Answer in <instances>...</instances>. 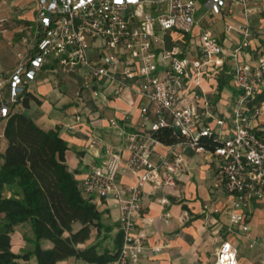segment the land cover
Returning a JSON list of instances; mask_svg holds the SVG:
<instances>
[{
  "label": "built area",
  "instance_id": "obj_1",
  "mask_svg": "<svg viewBox=\"0 0 264 264\" xmlns=\"http://www.w3.org/2000/svg\"><path fill=\"white\" fill-rule=\"evenodd\" d=\"M203 1L213 15L226 17V32L239 35L232 49L208 29L199 33L195 55L180 45L167 46V35L193 34L200 0H36L33 18L19 28L20 34L26 33L23 48L16 52V67L0 75V120L11 116L44 68L79 74L75 96L83 102H109L126 92L140 98V127L126 130L111 120L123 145L108 144L102 163L80 181L85 196L113 198L119 204L123 244L111 264H139L146 238L137 219L145 186L149 184L152 193L174 186L186 149L219 158L220 186L243 210L232 214L233 225L249 232L244 210L252 200L264 202V99L259 100L264 93V53L254 62L243 58L254 38V17L263 8L256 0ZM2 3L0 38L13 19L2 14ZM235 6L240 7L239 18ZM226 62L237 93L222 113L202 81L217 77ZM165 128L173 129L176 141L159 138ZM160 145L168 147L166 154L158 152ZM125 171L136 174L135 184L121 183ZM212 264L243 263L237 247L223 240Z\"/></svg>",
  "mask_w": 264,
  "mask_h": 264
},
{
  "label": "crops",
  "instance_id": "obj_2",
  "mask_svg": "<svg viewBox=\"0 0 264 264\" xmlns=\"http://www.w3.org/2000/svg\"><path fill=\"white\" fill-rule=\"evenodd\" d=\"M21 1L25 3V0ZM256 2L264 11V0ZM199 3L198 11L203 8L201 2ZM34 8L28 16L24 15L25 12L19 13L17 9L13 13L10 7L7 12L2 11L3 15L11 16L13 19L8 32L0 38L1 41L6 38L10 41L19 39L14 54L7 59L9 65L17 64L16 52L23 48L21 39L23 34H19V28L33 18ZM234 10V16L239 18L240 7L235 6ZM207 17L223 19L227 23L226 17L213 15L209 10ZM203 19L197 16V26L193 34H188L184 38L178 34L167 35V46L180 45L187 53L195 55L199 33L205 29L217 36L227 49H232L239 42V35L236 32L229 33L224 28L222 33L216 34L210 23L209 27L205 26ZM257 22L261 24V29L264 28L262 14L254 17L253 28L257 27L255 26ZM262 53L264 34H254L252 44L243 54V58L254 62ZM230 71L231 66L226 62L217 77L209 80L205 78L202 81L208 97L222 113L227 111L237 93ZM222 75L229 78V84L219 91V80ZM80 81L79 74L64 75L56 70L44 68L37 79L29 85L28 103L22 101L14 107V112L26 113L45 131L57 130L68 142L66 163L69 169L78 170L76 178L79 181L94 166L102 163L108 144L118 147L123 145L124 139L119 135L118 129L111 125V120H117L126 130L139 128L142 122L140 98L134 92H126L109 102H83L75 96ZM6 121L4 120L0 133H3L0 137L3 150L0 153L4 152L7 146L4 137ZM261 121L264 123V118ZM157 149L160 154H166L169 150L164 145L158 146ZM123 154L124 157L128 156L127 151ZM183 157L184 168L177 176L174 186H166L156 193L151 192L149 184L145 186L142 214L137 219V225L146 238L139 264H212L216 250L223 240H230L237 247L239 260L243 264H264V202L252 200L251 205L244 210L249 232L243 231L239 225H233L231 221L233 213L243 210L233 205V195L220 186L219 158L207 153H195L190 149L184 151ZM136 180V174L130 171H125L120 176V181L124 185H133ZM7 195L10 196L11 192H7ZM94 201L102 212L104 222L114 225L112 235H115L119 230L118 202L106 197H95ZM165 213H168V216H165ZM73 227L77 230L81 223L75 222ZM93 241L95 242L96 238L95 240L90 238L78 247L85 248L94 243ZM107 241L106 245L111 247L112 239ZM50 245L48 241H43L45 248ZM58 264L86 263L71 257L59 261Z\"/></svg>",
  "mask_w": 264,
  "mask_h": 264
},
{
  "label": "trees",
  "instance_id": "obj_3",
  "mask_svg": "<svg viewBox=\"0 0 264 264\" xmlns=\"http://www.w3.org/2000/svg\"><path fill=\"white\" fill-rule=\"evenodd\" d=\"M264 17V11L261 13ZM229 84L221 76L219 91ZM30 93L24 94L27 104ZM264 99V93L259 100ZM165 143L177 140L172 128L158 133ZM4 137L7 146L0 153V264H21L18 260L36 257L37 264H58L71 257L86 264H111L120 252L123 233L112 235L114 225L107 224L98 209L95 197L83 194L78 170L66 163L68 142L57 130L45 131L24 112H13L7 119ZM7 192H11L8 196ZM81 227L74 229L73 224ZM29 223L33 231L34 248L23 255L12 251L11 234L15 227ZM97 229L96 241L85 248L78 247ZM66 233H68L66 235ZM112 239V246L105 243ZM50 241L51 247H43Z\"/></svg>",
  "mask_w": 264,
  "mask_h": 264
},
{
  "label": "rangeland",
  "instance_id": "obj_4",
  "mask_svg": "<svg viewBox=\"0 0 264 264\" xmlns=\"http://www.w3.org/2000/svg\"><path fill=\"white\" fill-rule=\"evenodd\" d=\"M12 1V2H11ZM203 8H201L200 11H198L197 16L200 18H204V24L205 26L210 27L215 31L216 34H220L224 31L225 28V20L219 19L215 20L214 18H208V8L205 6L204 1L200 0ZM13 4V5H12ZM36 4V0H25V3L21 0H3L2 3V11L5 13L8 11V8L10 7L12 9V12L18 11L19 13L28 16L31 11L33 10L34 6ZM13 6V7H12ZM16 6V8L14 7ZM258 24L255 25L257 27L253 28L254 34H264V32H258V30H264V28L261 29L259 22ZM25 30L21 34H25ZM20 34V32H19ZM22 39V37H21ZM19 39H14L13 41H10L9 39H4L1 41L0 39V75L4 74L8 70H12L16 67V65H9L10 63L7 59L11 58V55L14 54L16 45L18 44ZM4 124V120H0V133L2 132V127ZM3 142V141H2ZM1 143H0V152L3 150L1 148ZM115 202H117L115 199L111 198ZM2 215H0V221H1ZM93 235L90 238H93L95 240L96 238V229L93 228ZM68 233H66L67 235ZM33 231L31 229V226L29 223L25 224H20L17 227H15V231L11 234V244H12V251L23 255L29 251H32L34 248V242H33ZM52 246V243L48 241ZM94 242V241H93ZM108 242V241H107ZM106 244V243H104ZM109 244V242L107 243ZM44 247V246H43ZM21 264H36L37 260L36 257L31 256L28 260H24L23 258H20L18 260Z\"/></svg>",
  "mask_w": 264,
  "mask_h": 264
}]
</instances>
